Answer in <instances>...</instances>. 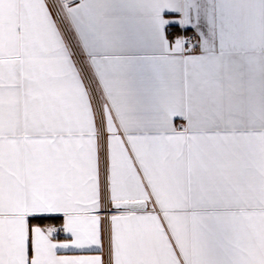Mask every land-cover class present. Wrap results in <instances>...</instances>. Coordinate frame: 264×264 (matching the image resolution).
I'll return each instance as SVG.
<instances>
[{
  "label": "snow or ice",
  "instance_id": "snow-or-ice-1",
  "mask_svg": "<svg viewBox=\"0 0 264 264\" xmlns=\"http://www.w3.org/2000/svg\"><path fill=\"white\" fill-rule=\"evenodd\" d=\"M0 264H264V0H0Z\"/></svg>",
  "mask_w": 264,
  "mask_h": 264
}]
</instances>
